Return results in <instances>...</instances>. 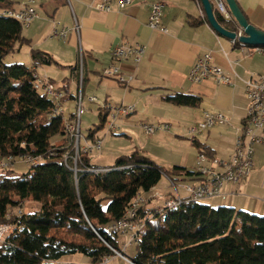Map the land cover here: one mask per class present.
<instances>
[{"label": "trees", "instance_id": "obj_1", "mask_svg": "<svg viewBox=\"0 0 264 264\" xmlns=\"http://www.w3.org/2000/svg\"><path fill=\"white\" fill-rule=\"evenodd\" d=\"M16 3L0 0V157L29 153L44 161L21 175L12 169L0 170V223L16 224L0 244V264H59L74 253H82L96 263L114 254L109 245L121 251L120 233H112L108 227L127 216L141 193L158 186L163 176L187 183L198 181L199 173L179 165L164 168L137 150L119 156L111 166L95 165L89 153L81 152L78 166H73L75 150L65 124L75 113L65 118L53 98L34 85L36 67L51 64L54 58L32 49L33 66L4 62L18 43H30L23 35L24 24L3 14V9H20ZM216 16L226 28L239 31L234 17ZM235 45L246 44L236 40ZM165 99L183 106L200 102L198 96L185 93ZM108 116V108L101 109L100 122L89 129L87 140L98 138ZM206 150L202 152L208 153ZM67 154L69 160L65 162ZM26 200L39 207L24 212L19 222L17 217H7ZM148 204L138 217L137 223L144 230L136 243V256L131 258L135 263L264 264V215L200 201L159 211L146 207ZM162 213L164 218L158 224L150 223L151 217Z\"/></svg>", "mask_w": 264, "mask_h": 264}, {"label": "crops", "instance_id": "obj_2", "mask_svg": "<svg viewBox=\"0 0 264 264\" xmlns=\"http://www.w3.org/2000/svg\"><path fill=\"white\" fill-rule=\"evenodd\" d=\"M16 1L17 8H20V0ZM96 1L71 0L69 3L66 0H35L34 6L39 17L31 23L33 36L25 37L33 46L41 45L40 50L50 53L55 60L51 64L62 70L51 76L48 71L51 64H42L36 67L37 71L46 65L44 68L48 70L39 73L46 74L66 93L69 91L64 99L65 103L69 99L75 100L74 94H71V85L76 82L78 93L79 80L74 70L77 62L74 65L71 63L75 58L79 59V50L82 49L85 111H92L96 105L99 116L105 104H134L136 111L124 120V125L129 130H133L138 124L141 126L142 123H168L171 129L177 128L185 137L190 127L202 120L204 111L223 112L230 117V124L215 125L193 137L192 145L186 146V152L169 160V165H172L169 168L179 165L195 169L196 158L205 148L206 152L221 159H230L249 105L245 86L242 82H238L236 86L216 84L211 79L192 82L189 72L199 57L211 51L215 63L227 74L237 73L244 78H257L264 73V54L257 53L260 51L253 47L235 45L231 39L218 34L208 22L200 0H161L165 3L163 25L167 28L166 32L152 30L147 25L151 3L155 0H133L123 10H118L114 2V9L110 12L91 7L90 4ZM212 2L215 14H221L214 0ZM237 2L248 20L264 30V0ZM75 18L81 26L80 36L75 32H71L66 40L52 36L53 20L73 27ZM50 39L59 41L46 46ZM120 43H139L146 46V53L139 63L132 59L116 62L124 74L134 76L129 85L102 75L103 69L112 63L111 48ZM67 68H70V75L66 74ZM58 78L62 82H58ZM175 93L196 95L200 102L197 106H183L165 99ZM91 95L97 96L98 100L90 102L88 97ZM62 109L64 112V107ZM167 132H157L150 138L157 143L161 139L168 141ZM261 134L264 137V130ZM56 140L60 142V138ZM142 147L141 149H145V144ZM254 162L255 168L246 179L236 185L225 183L222 194L208 198V203L264 215V142L256 144ZM169 182L171 183L170 180ZM158 190L164 195H173L168 190ZM155 202L157 201H152L146 207L152 208ZM161 204L162 201L159 205ZM59 264L64 262L61 260Z\"/></svg>", "mask_w": 264, "mask_h": 264}, {"label": "built area", "instance_id": "obj_3", "mask_svg": "<svg viewBox=\"0 0 264 264\" xmlns=\"http://www.w3.org/2000/svg\"><path fill=\"white\" fill-rule=\"evenodd\" d=\"M70 3L71 0H66ZM35 0H20V10L3 9L14 13L15 17H21L22 23L29 26L35 19L39 17L37 9L34 6ZM116 2L118 10L125 9L130 5L133 0H97L95 3L90 4L91 7L101 11L110 12L114 9L113 4ZM216 7L221 14L226 18H231V13L224 0H214ZM165 3L161 0H155L151 3L150 14L147 25L156 31L166 32L167 28L163 25ZM80 24L75 18L73 27L61 25L60 21L53 20L52 36L59 37L66 40L71 32H75L80 36ZM238 33H241L239 29ZM237 39H233L235 44ZM254 51V50H252ZM256 52V51H254ZM112 63L105 67L102 71L104 77L115 78L120 83L129 85L134 76L132 74H124L117 61L132 59L134 62L139 63L145 53L146 46L143 44L120 43L115 45L110 50ZM264 54V52H257ZM78 67L76 72L78 74L79 87L77 95V111L71 122H66V133L72 139V146L75 150L74 159L77 160L79 154L89 153L93 150H100L102 148L103 140L98 137L95 141H89L81 134V116L85 111L83 106V87L85 77L84 57L82 49L79 50ZM35 87L42 91L45 95H51L52 98L57 99L58 107H64V99L67 96L66 91L58 87L46 74H40L37 70L33 73ZM189 79L192 82H201L206 79L213 80L216 84H225L229 86H236L238 82H242L245 86L246 95L249 99V105L246 110V118L244 125L239 128V133L236 138L235 150L230 159H221L214 154L200 152L196 158V171L199 173L200 179L196 182L183 183V188L186 196H200L201 198H213L222 194V188L225 183L236 185L246 179L255 168L254 156L255 146L257 143L264 142V137L261 131L264 130V73L259 77L244 78L237 73L227 74L224 69L215 63V58L211 51L206 52L199 57L189 72ZM90 102H96L97 96L91 95L88 97ZM104 107L108 108L109 116L106 122L109 132L116 131L120 128V120L128 117L136 111L134 104H105ZM230 124V117L223 112H210L204 111L202 120L189 129V134L195 137L202 131L212 128L215 125ZM144 132L151 136L160 131H170L171 126L168 123H142ZM85 140V144L81 146V139ZM21 159L30 166H34L42 161L43 157L35 156L29 153H23L18 156L8 155L7 157H0V170L9 169L13 162ZM69 155L64 156L65 162H68ZM100 169V168H99ZM174 190L173 195H164L161 191L152 188L147 194L143 195L138 200L136 205L130 210L126 217L120 221L111 224L108 229L113 230L114 233H129V241L124 243L123 248L126 249L128 244L138 243L139 236L144 229H136V222L140 210L147 203L154 200H161L162 204L156 206V210H162L165 207H174L181 203L182 196L179 192V184L171 181ZM18 211L10 210L7 214L8 218L17 217L16 222L20 221L24 211L21 205L18 206ZM14 222L0 223V242H4L6 237L10 235L15 229ZM113 250L112 255L103 257L100 261L91 264H111L112 259L116 257L115 248L109 245ZM123 261L129 264H137L132 261L127 255L123 253Z\"/></svg>", "mask_w": 264, "mask_h": 264}, {"label": "rangeland", "instance_id": "obj_4", "mask_svg": "<svg viewBox=\"0 0 264 264\" xmlns=\"http://www.w3.org/2000/svg\"><path fill=\"white\" fill-rule=\"evenodd\" d=\"M23 35L28 36L29 38L33 36V24L30 26L24 25L23 29ZM56 41H59L58 39H50L46 46H49V44H53ZM58 45V44H57ZM32 48L36 49H42L41 45H34L33 43H29L28 41H24L22 43H18L15 47V50L11 53H9L5 59L4 62L6 64H12L15 62H20L28 66H33V60L30 54V51ZM53 48V47H52ZM258 48V47H257ZM58 60V59H56ZM66 60V59H65ZM78 63V59H74V62L72 61L71 64ZM44 67H47L44 65ZM44 67L39 68V72L43 73V71L48 70ZM49 68V73L51 76H54L53 73L59 72L62 70H59L60 68H56L54 64H51ZM67 73L70 75V68H67ZM58 82H62L61 78H58ZM78 91V90H77ZM71 94H74V99H69L66 103L64 102V117L68 118L71 113H76L77 111V95L76 92V82H74L71 85ZM84 109L85 107V102ZM127 118L120 120V128L116 131L109 132L107 125H105L104 128L98 131L97 136L102 138L103 144L102 148L100 150H93L92 152H89V156L94 164H98L101 166H108L113 165L116 161V159L125 154H131L132 152L139 150L142 153H144L146 156L150 157L152 160H154L158 165L163 166L164 168H169V160L175 159L177 156L182 155L184 152H186L188 145H192L193 137L187 133L185 137L181 135L182 133H179L177 131V128L172 127L170 131L167 132L169 140L166 141L164 139H161L160 142H156L153 139L150 138V136H147L143 130L140 128L141 126L136 125L133 130L126 129V126L124 125ZM100 122V118L98 116V110L96 105L93 106L92 111L86 112L84 111L81 116V134L82 136L86 137V135L89 132V129L92 128L95 124H98ZM187 132V131H186ZM128 134L129 136H126ZM71 142L72 139L70 138ZM153 143H155L153 145ZM85 144V140L81 139V146ZM145 144V149L142 146ZM69 160V159H68ZM43 162V161H42ZM40 162V163H42ZM72 165L78 166V158L75 160L72 159ZM12 169L16 175H21L24 173L29 172L32 170V166L28 165L26 162L22 161L21 159L17 158L12 166L9 168ZM7 169V170H9ZM186 183V182H185ZM179 192L182 196H186V192L183 188V183L179 182ZM158 189L162 190H168L171 193L174 194L173 187L171 186V183L167 179L166 176H163L160 183L158 184ZM148 192H143L141 195H148ZM157 201L155 204H153L152 208H156V206L159 205L161 200H154ZM201 203L208 204V199H202L200 200ZM21 209L24 212H31L32 210H35L39 207V204L34 203L33 201L26 200L24 203H20ZM213 207H218L220 205H211ZM19 208L16 207L13 209V211H18ZM164 218V213H162L160 216H153L150 218V223L153 225L158 224L160 219ZM129 241V235L120 233L119 235V243L121 251L115 249L117 253L116 258L112 259L111 264H129L125 261H123L121 258H123L120 254H125L129 258H134L137 253V244L136 242L128 244V247L126 249L123 248L124 243ZM1 244V242H0ZM120 257V258H119ZM62 261L64 264H91V260L87 256H85L82 253H74L65 256Z\"/></svg>", "mask_w": 264, "mask_h": 264}, {"label": "water", "instance_id": "obj_5", "mask_svg": "<svg viewBox=\"0 0 264 264\" xmlns=\"http://www.w3.org/2000/svg\"><path fill=\"white\" fill-rule=\"evenodd\" d=\"M203 8L207 17L208 22L213 27V29L223 37L229 38L231 40L237 39L243 44L249 47H264V30L252 24L247 16L244 14L243 10L239 6L237 0H224L229 12L232 17L238 23L241 33L237 31L230 30L222 25L218 20L212 0H201Z\"/></svg>", "mask_w": 264, "mask_h": 264}, {"label": "bare ground", "instance_id": "obj_6", "mask_svg": "<svg viewBox=\"0 0 264 264\" xmlns=\"http://www.w3.org/2000/svg\"><path fill=\"white\" fill-rule=\"evenodd\" d=\"M18 10H20V9H18ZM3 14L5 15V16H9V17H14V18H16V19H18L19 21H21L22 22V18L21 17H15V14L14 13H10L9 11H5V12H3ZM256 48V50L257 51H260V52H264V48H263V46H260V47H255ZM49 96H51V95H49ZM53 100L57 103V99H55V98H53ZM57 106H58V104H57ZM62 108V107H61ZM71 138V137H70ZM97 170V169H96ZM98 171H100V170H98ZM142 198V195H139L135 200H134V202H133V204H132V206H131V208L127 211V214L130 212V210H132V208L136 205V203L138 202V200L139 199H141ZM202 199H205V198H201L200 196H186V197H184V198H181V203H178L176 206H174V207H165L166 209H170V210H176V209H178V207L182 204V203H184V202H193V201H200V200H202ZM141 228V225L140 224H138L137 222H136V229H140ZM110 230V229H109ZM112 233H114L113 232V230H110ZM115 253H117L118 254V252L115 250ZM122 257H123V254H120Z\"/></svg>", "mask_w": 264, "mask_h": 264}]
</instances>
